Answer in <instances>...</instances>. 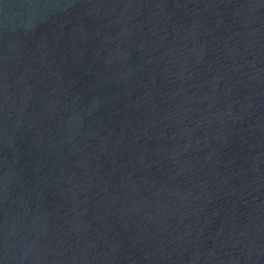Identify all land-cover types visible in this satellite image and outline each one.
Returning a JSON list of instances; mask_svg holds the SVG:
<instances>
[{
  "label": "water",
  "instance_id": "1",
  "mask_svg": "<svg viewBox=\"0 0 264 264\" xmlns=\"http://www.w3.org/2000/svg\"><path fill=\"white\" fill-rule=\"evenodd\" d=\"M0 264H264V0H0Z\"/></svg>",
  "mask_w": 264,
  "mask_h": 264
}]
</instances>
